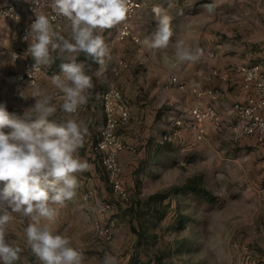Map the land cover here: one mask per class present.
Returning <instances> with one entry per match:
<instances>
[{"label":"clouds","instance_id":"1","mask_svg":"<svg viewBox=\"0 0 264 264\" xmlns=\"http://www.w3.org/2000/svg\"><path fill=\"white\" fill-rule=\"evenodd\" d=\"M35 19L24 36L28 53L35 63L28 75H43L54 89L49 92L31 82L20 95L34 98L35 103L23 116L7 111L0 103V264H18L24 251L15 240L8 239L10 226L17 215L24 224V245L39 264H85L80 246L55 224L60 209L77 195L79 173L91 165L79 155L88 127L78 119L79 110L88 103L93 85L89 65L79 57L105 66L110 50L105 30L118 29L127 34L131 0H31ZM47 7L51 13L43 9ZM159 17L155 30L136 42L151 51L173 48L166 57L170 69L180 64L196 63L202 50L183 39L172 43L175 32L172 18L161 16L159 6L153 8ZM67 21V35L53 27V21ZM56 59L61 60L60 73L43 72ZM14 59L16 58L13 55ZM57 101L58 103H54ZM65 116L51 119L57 111ZM7 129V131H6ZM101 264H119L116 256L105 253Z\"/></svg>","mask_w":264,"mask_h":264},{"label":"crops","instance_id":"2","mask_svg":"<svg viewBox=\"0 0 264 264\" xmlns=\"http://www.w3.org/2000/svg\"><path fill=\"white\" fill-rule=\"evenodd\" d=\"M4 1L5 0H0V3ZM137 1L142 3V8L135 18L134 23L137 25L135 24L134 27L135 32L141 40L155 30L159 17L153 12V8L159 6L162 9L161 16L166 14L172 18V27L175 32L172 43L174 44L178 39H183L191 47H198L202 50V55L198 62L180 64L177 68L170 69L165 62V58L173 57V48L171 46L167 50L158 51H151L145 48L148 54L144 67L146 71H144L142 75L132 73L131 76L128 77L130 82L134 84L137 79L136 77L140 76L138 81H143L144 78L146 79L148 77V82H146L147 86L144 87V90L140 91V94L142 97H146V99L152 98L154 104L150 106L146 104L148 100L140 101V104H146V107H143L141 120L147 122L149 118L153 119L154 122H156V127H159L158 129L162 131V133H166L170 129L171 122L174 118L187 113L195 106L213 104L218 109L222 120L230 124L233 120L231 114L232 105L235 102H244L248 97V92L242 88V77L235 71L236 65H264V0ZM13 38H15V36L11 30L10 22L6 20L2 21L0 23V46L5 44L4 42L7 43L9 41L8 39L11 40ZM20 43L22 45H20V49L18 50L20 54L18 68L21 70L25 62L23 58L29 55L31 60L34 59H32V56L28 53V46L22 42ZM210 51L214 52V57H209L207 55ZM94 68L89 72L93 81L96 69ZM105 68L113 72L115 66L107 65L103 68L101 67V69ZM98 69H100V67H98ZM214 70H218L220 75H213ZM172 76H178L180 81L185 82L188 86V90L181 91L176 85H173L171 83ZM121 84V90L124 91V89L126 90L129 88L126 80L121 82ZM109 86L99 91L98 100L96 101L93 92L96 91V88H99L94 85L95 89L89 90L90 98L85 105V111H87L90 120L94 122L102 120L103 125L104 114L101 106V94ZM10 87L13 91V87ZM191 88H197L198 91L203 92L210 91L212 94H208L204 98H199L190 91ZM127 94L129 95L128 91ZM127 94H125V96L131 102V96L129 95V97H127ZM25 95H29L28 89L25 90ZM122 128L123 127L120 129ZM214 132L215 130L209 127L204 141L210 138ZM231 140L234 141L233 147L236 149V153L238 155L240 153L245 155L244 160L247 161L245 164L247 169L258 171L259 169H264V141H259L256 136H243L239 140L232 137ZM204 141L196 142L191 136L184 135L181 140L176 143H180L193 150H201ZM156 143L157 140L149 136V138L143 139L142 147H130V151L126 149L119 154V162L123 169V177L129 191L130 201L128 199L126 200L128 201L127 203H124L125 201L121 202V200L115 198L111 192V197L107 199V201H112L114 208L105 213L97 211L98 218L94 220L100 221L102 225L111 224L113 233L114 230L118 231V228L114 229V226H118V219H115V221H117L115 224V221L110 218V214L116 211V201L122 210V214L131 221L133 217L128 209L131 205L134 206L135 210L139 209L136 201L145 200L143 198L141 199V196H146V194L142 193V195H139L137 191L139 192L142 185L145 166L147 167L151 160L155 158L163 148V146L157 145ZM224 161L226 168L235 167L240 163V160L237 158L225 159ZM254 174L255 173H253V175ZM95 175H97V173ZM95 181L100 182L99 178L95 179ZM97 189L100 190L103 197V194L105 195L106 193L104 187L97 183ZM153 194H148V197ZM259 196H261V194ZM148 197L145 198L147 199ZM172 202L173 200H170L171 206ZM96 207L97 205L94 206L95 209H97ZM74 211L75 210H72V215H74ZM121 216L122 215H120L119 218ZM187 216L195 219L193 223L187 224V230H193L197 233H205L207 230L212 229V217L221 218L216 226L224 230L223 232L227 234V253L223 257L218 256L214 258L213 262H209L210 264H264V210L255 209L252 212V210L240 208L229 211H210L209 209L203 208L192 211L187 210ZM153 227L157 228L153 229ZM160 228L161 226L158 227V225L140 226L133 221L129 223L125 228V232L127 231L129 235L128 241H126L121 252L115 255L119 264H153L151 256H148L149 258L147 259H139L134 257V253H136V249L139 247L140 243L144 244L148 242L145 240L148 238L146 233H156ZM92 230L94 235L98 238L94 226ZM59 232L70 233L67 230ZM70 234L76 243L78 241V238H75L76 234L74 232ZM18 244L21 245L20 243ZM84 245H90V242ZM159 245L160 244L154 245L155 254L153 258H155V261H157L156 259L159 260L162 258V255L158 253L160 249ZM90 248L92 250H89L88 253H83L85 264H101L99 262H102L105 253L111 254L107 248H104V250L100 248ZM84 250H86V246ZM28 252H30L29 249ZM188 257V263L195 264L194 256H191V252L188 253ZM140 260L143 262H140ZM18 264H39V262L30 252L25 257L21 254V260ZM158 264H161V262Z\"/></svg>","mask_w":264,"mask_h":264},{"label":"rangeland","instance_id":"3","mask_svg":"<svg viewBox=\"0 0 264 264\" xmlns=\"http://www.w3.org/2000/svg\"><path fill=\"white\" fill-rule=\"evenodd\" d=\"M66 25L67 23L59 31L61 34L67 35L65 31ZM102 34L111 55L110 59L106 58L105 66L114 65L115 69L112 72L106 68L101 69V66L98 64L92 65L93 68H96H94L95 77L93 84L99 88H96L93 94H95L94 97L97 101L99 91H102L109 85H116L120 88L122 86L121 82L127 81V86L130 90L128 88L122 91L124 94H127L128 91L131 96L132 115L128 123L118 132L126 146L123 151L126 149L130 151V147H142L143 139L149 138V136L157 140V145L163 146L162 150L151 160L150 164L147 167L145 166L142 185L137 194H146V196H141V199L145 200L141 201V205H139V207L141 206L144 209L147 204L145 197H148V194H168L165 202L157 203V205L161 206V210L166 205L167 213L159 222H156V219L149 214L143 216L142 223L144 222V225H158L161 228L156 233H146L148 238L144 239L148 241V244L140 243L136 249V253H134V257L147 259L149 258L148 256H151L153 264L160 262L161 264H189L188 253L191 252V256H194L195 264H208L210 261L213 262L214 258L218 256H225L227 253V234L216 226L221 218L212 217L211 225L213 227L205 233H197L193 230L188 231L186 228L187 224L193 223L195 219L187 216V210L192 211L203 208L210 211H229L240 208L252 210V212L255 209L264 210V199L262 196H259L264 184V169H259V171L247 169V166H245L247 161L244 160L245 155L242 153L238 155L236 153V149L233 147L234 141L231 140L232 137L239 140L243 136H237L228 130H224L223 132L215 131L210 138L204 141L201 150H193L180 143H161L160 139L163 133L158 129L159 127H156V122L151 118L147 122L141 120L143 107H146V104L150 106L154 104L152 98L146 99V97L144 98L140 94V91L144 90V87L147 86L148 77L144 78L143 81H138L140 76H135L137 78L135 84L130 82L128 78L132 73L142 75L146 71L144 68L148 55L146 49L141 44H134L130 41L124 43L118 42L115 38V29L105 30ZM8 40L7 43L4 42L6 45L0 46V103L6 105L9 113L22 117L25 110L34 105L35 100L31 97L27 99L22 98L21 95L18 98H14L11 85L9 86L6 82L7 77L20 70L18 68L19 59L14 60L13 54H19L18 50L20 49V45H22L16 37ZM26 45L28 46V44ZM52 55L54 62L49 67H45L49 76L61 71V60L55 58V53ZM79 59L84 60L85 63L90 62V60H85L83 55ZM26 60H31L29 55L23 58V61ZM37 84L41 88L48 89L49 92L54 90L45 77H42ZM137 87H140L141 90ZM129 95L127 94V97ZM141 100L148 101H146V104H140ZM54 103L58 102L54 101ZM64 116L65 114L58 110L51 119L59 122ZM78 119L83 120L88 127V135L85 137L84 146L79 149V155L83 159H86L91 167L88 171L77 174L80 181L77 195L72 201L67 202L66 207L60 209L55 227L57 231L67 230L70 233L74 232L76 234L75 238H78L76 244L80 246L83 253H88L89 250H92L90 247L103 250L107 248L115 256L121 252L126 241H128L129 235L127 231L125 232L126 226L132 223V221L140 225V221L133 216V220L129 221L130 219L122 214V210L116 201V211L110 214V218L114 221L118 219V226H114V229L118 228V231L114 230L113 238L110 241L102 240L94 235L92 227L94 226L95 228L96 224L102 225L100 221H94L98 218L97 211L102 213L101 208L104 204H113L112 201H107L111 197L112 189L107 172L102 165L101 156L96 154L93 149L97 135L103 125L102 120H99V122L90 120L87 111H85V106L81 108ZM225 124L228 125V123ZM235 158L239 159L240 163L235 167L226 168L224 160ZM96 173L97 175H95ZM253 173L255 174L253 175ZM97 178H99L100 182L95 181ZM191 179L196 180V183L201 188L210 193L211 200L198 197L181 189ZM97 183L105 189L106 193L105 195L103 194V197L100 190L97 189ZM2 186L3 184L0 183V187ZM86 194H91V197L86 198ZM128 199L130 201V198ZM170 200H173L172 206ZM127 202L125 201L124 203ZM139 202L136 201V203ZM96 205L97 209L94 208ZM72 210H75L74 215L71 213ZM120 215L122 216L119 218ZM20 219L17 215L15 222L10 226L8 239L15 240L21 244L20 246L24 248L21 254L25 257L30 252H28V249L24 245L23 228L25 225L20 222ZM116 223L117 221H115ZM154 228L156 229L157 227ZM70 233L67 234L72 236ZM87 242H90V245H84ZM156 244H160L158 253L162 255L161 259H156L157 261L153 258L155 254L154 245ZM85 246L86 250H84ZM140 262L143 261L140 260Z\"/></svg>","mask_w":264,"mask_h":264},{"label":"built area","instance_id":"4","mask_svg":"<svg viewBox=\"0 0 264 264\" xmlns=\"http://www.w3.org/2000/svg\"><path fill=\"white\" fill-rule=\"evenodd\" d=\"M34 7L35 5L31 0H5L0 3V23L5 20L9 21L14 36L24 44H28L24 40V36L29 30V25L35 19ZM141 8V2L131 0L128 33L122 34L120 30L115 29V38L118 42L130 41L138 44L136 42L137 38L141 40L134 27L135 18ZM43 10L51 13V10L47 7ZM65 23L67 21L63 18H57L53 21V27L56 31H60ZM13 55L16 57L15 59L13 57L14 60L19 59L18 53ZM207 55L209 57L215 56L212 51L208 52ZM34 63V60H26L21 70L6 78V82L13 87L12 95L14 98H18L20 92L26 89L31 82L37 84L44 77L41 74H34L32 77L28 75ZM120 64L122 65L121 62ZM235 71L241 75L242 88L248 92V97L244 102H235L232 105L233 120L230 124H225L215 105L195 106L187 113L181 114L172 120L170 129L162 134L160 142L176 143L184 135L191 136L196 142H202L206 138L209 127L220 132L228 130L237 136H256L259 141H264V65L238 64ZM43 72L47 73L46 68L43 69ZM213 75H220V72L214 70ZM171 83L181 91L188 90L187 84L180 81L178 76H172ZM190 91L199 98L212 94L210 91H198L197 88H191ZM101 106L104 114V125L97 136L93 149L96 154L101 156V162L107 172L113 196L118 200L126 201L129 198V191L119 162V154L126 146L118 132L130 120L132 104L118 86L110 85L101 94ZM260 194L264 199V184ZM85 197L89 198L91 194H86ZM113 207V204L106 203L102 206L101 211L103 213L109 212ZM95 232L98 238L102 240L110 241L113 238L111 224H96Z\"/></svg>","mask_w":264,"mask_h":264},{"label":"trees","instance_id":"5","mask_svg":"<svg viewBox=\"0 0 264 264\" xmlns=\"http://www.w3.org/2000/svg\"><path fill=\"white\" fill-rule=\"evenodd\" d=\"M86 64L89 65V68H88V74L89 72L92 70V65L96 64L95 62H86ZM183 191H187V192H190L194 195H197V196H203L204 198H207L208 200H211V195L208 191L204 190L203 188L200 187V185L198 183H196V180L194 179H191L189 180L182 188H181ZM168 197V194H161V193H156V194H153L151 196H149L146 200H147V204H146V208H141L139 207V205H141V201H137L139 203L138 204V208L137 210L134 209V206L131 205V207L128 209L133 217H136L138 219V221H140V226H145L143 223H142V218L143 216H145V214H149L151 217H154L156 219V222H159L160 220H162L165 216H166V210H167V207L166 205H164V209L161 210V206L160 205H157L158 202L160 203H163L166 198ZM214 197V196H212ZM214 199V198H213ZM146 224V222H145ZM141 235V233H140Z\"/></svg>","mask_w":264,"mask_h":264}]
</instances>
